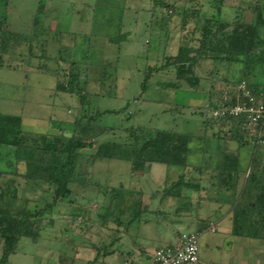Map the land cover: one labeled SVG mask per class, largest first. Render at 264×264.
<instances>
[{
	"label": "rangeland",
	"instance_id": "1",
	"mask_svg": "<svg viewBox=\"0 0 264 264\" xmlns=\"http://www.w3.org/2000/svg\"><path fill=\"white\" fill-rule=\"evenodd\" d=\"M162 2L168 6H162ZM242 2L0 0V19L6 20L4 36L11 39L4 49L5 56L0 66V113L21 117L22 130L57 134L62 128L65 135L71 133L79 105L75 96L54 90L58 77L54 72L62 74L67 71L73 60L82 73L87 71L85 89L91 95L86 109L92 115L97 114V124L116 130L139 126L172 129L189 133L193 138L186 157V164L191 169L187 170L160 164L132 166L119 160L98 161L88 170L90 181L85 186H72L69 198L58 202L51 213L41 220V239L35 242L21 239L8 264H86L94 257L95 250L92 248L98 246H104L103 251L106 252L113 250L117 257L125 260L124 264L136 263L138 250L133 249L131 240L140 244L145 224L140 221L126 226L131 218L126 208L134 200H139L141 208L146 209L141 215L143 218L161 223L167 221L162 219L165 216L161 218V214L156 215L160 206L154 200H161L163 192L180 175H184L185 180L190 179L191 183L195 182L193 178L197 179L200 175L193 167L206 165L210 161L215 163L218 152L222 153L224 148L230 150L234 143L212 137L218 128L203 127L206 113L202 107L208 89L213 88L217 92L224 86L223 81H236L241 75L240 66L229 72L226 65L214 67L209 60H199L195 74L202 82L194 88L197 91H188L187 86L183 85L177 90L166 88L167 84H178L175 76L155 73L150 79V87L141 95L144 69L147 65L161 64L164 56L174 55L180 45L188 44L195 27H200L206 19L227 21L230 30L233 27L231 22L239 20L238 10H241ZM209 4H220L225 8L217 16L214 7ZM170 9L173 14H170ZM249 10L252 23L257 13L260 14V33L264 39V0H253ZM198 13L204 16L199 18ZM192 44L197 45L196 42ZM245 70L246 81L264 82V66L250 64ZM103 72L107 77L105 81L100 78ZM124 135L121 131L118 136ZM102 139H111V133L108 132ZM215 145L219 148L218 152ZM242 148L251 149L249 146ZM11 153L12 149L0 147V169L9 167L6 161ZM13 166L17 168V174L3 175L1 185L2 188L6 187V193L16 188L17 197L10 198L9 192L0 199V204L8 202L12 207L36 209L44 207L45 201H51L46 184L32 186L21 176L25 171L24 164L16 163ZM241 166H244V161H241ZM14 167H10V170ZM164 176L173 181L163 183ZM119 184L135 191L123 197V204L119 208L112 207L110 188ZM181 192L192 194L189 206L181 200L175 206L171 205L169 211H162L169 218L175 217L173 220L178 223L187 222L189 215L195 214L191 213V206L200 194L186 187ZM115 218L120 225L114 222ZM156 226L152 225V231H145L148 236L150 233L151 237L156 235ZM175 227L180 228L181 233L190 231L188 226ZM228 239L229 236L219 231L203 233L198 241L199 256L224 258L221 251H215V246L228 248ZM129 253L132 258L128 256Z\"/></svg>",
	"mask_w": 264,
	"mask_h": 264
},
{
	"label": "trees",
	"instance_id": "2",
	"mask_svg": "<svg viewBox=\"0 0 264 264\" xmlns=\"http://www.w3.org/2000/svg\"><path fill=\"white\" fill-rule=\"evenodd\" d=\"M161 5L168 6L163 2ZM169 11L173 14L172 9ZM170 14L166 16L169 17ZM259 15L257 13L252 24L233 20L231 22L233 27L230 30H228L227 21L215 18L203 21L200 27H195L192 37L187 41L188 44L180 45L174 55L164 56L161 64L145 67L140 86L141 95L150 87V79L155 73H170L175 76L178 84H167L166 88L176 89L180 88V85L187 86L188 89L197 88L202 82L195 74L196 63L199 60H210L219 65H226L227 70H230L233 65L240 66L241 75L237 81L231 82L230 86L221 87L217 92L212 90L213 88H211L212 91H208L206 102L202 107L206 113L203 127L218 128L215 135L212 134L214 139L222 138L235 143L238 147L249 146L256 151L264 149L252 144L250 136L242 129L244 124L242 116H212L213 110L235 104L236 100L232 98L234 92L228 93V96L231 94L228 101L222 100V93L241 81L253 95L264 97V82L246 81L245 70L250 67V64L264 66V39L260 33ZM5 27L6 20L0 19V66L3 62L2 57L5 56L4 49L11 42L10 38L4 36ZM194 42L197 45H193ZM83 72L73 60L70 61L67 71L62 74L54 72L58 76L54 90L75 96L79 105L78 114L75 115L69 135H65L62 128L61 133L57 134L48 131L43 133L24 131L21 129V117L0 113V147L12 149V153L8 155L9 160L6 161L9 167L0 169V199L9 192L10 198L17 197L16 188L6 193L4 190L6 187L2 188L1 185L3 175L17 174V168L13 166L16 163L24 164L25 171L21 176L26 182L34 187L40 186L41 183L46 184L49 187L47 192L51 193V201H45L44 207L36 209H29L26 206L12 207L8 202L0 204V264H8L9 257L16 253L17 244L21 239H29L32 242L41 239V220L46 214L51 213V209L58 202L69 198L72 186H85L87 181H90L88 170L98 161L119 160L128 162L132 166L146 164L183 168L187 166L186 157L190 152L189 144L193 139L189 133L172 129H150L145 126L116 130L97 124V114L92 115L86 109L91 94L85 89L87 71ZM100 78L103 81L107 80L106 73L103 72ZM200 112L201 109H199ZM121 131L124 132L125 137L118 136ZM108 132L111 133V139H102ZM218 150L219 148L217 152ZM252 163L254 166L251 165ZM249 165L251 170L238 191L236 185L240 178L241 162L234 152L224 148L222 153L218 152V158L211 169L208 170L203 165L193 167V170L200 173V177L193 178L195 182L191 183L190 179L185 180L184 175H180V178L172 182L171 186L163 192V197H170L180 203L183 199L181 192L183 187L195 193L212 192L213 197L229 190L230 194L225 200L229 202L232 209L234 235L264 240V228H259L264 227V161L260 163L251 159ZM10 167L14 169L11 171ZM204 171H206L205 174H210L207 178V188L201 187L203 181L201 173ZM134 191L135 189L126 188L122 184L110 188L112 203L110 206L119 208L123 204V197L130 196ZM202 199V197L197 198V200ZM187 202L184 204L189 206ZM126 209L131 216L126 226L148 221L141 216L146 209L141 208L139 200H134ZM114 222L117 225L121 224L116 218ZM103 249H105L104 246L95 248V258L92 261L104 254L114 253L113 250L106 252Z\"/></svg>",
	"mask_w": 264,
	"mask_h": 264
},
{
	"label": "crops",
	"instance_id": "3",
	"mask_svg": "<svg viewBox=\"0 0 264 264\" xmlns=\"http://www.w3.org/2000/svg\"><path fill=\"white\" fill-rule=\"evenodd\" d=\"M242 1L243 2L241 3V10H238V11H240L239 20L245 24H251L252 23L251 19H249L251 16L249 8H251L253 6V0H242ZM226 5L231 7L230 4H226ZM210 6L214 7V9L216 10L217 16H220L219 13H221L225 8V7L223 8L220 4H218V5H212L211 4ZM206 10H207V8H206ZM203 13H198L199 18H200V16H204ZM217 16H215V17H217ZM236 17H237V15H236ZM187 23L189 24V22H187ZM205 61H207V60H205ZM211 63H212V65L213 64L215 65L214 67L219 66V64H217V63H213V62H211ZM231 69L237 70L239 68H238V66L233 65V67ZM231 69L229 72H231ZM229 72H227V73H229ZM240 74H241V72H240ZM203 81L205 82L206 79ZM209 82L214 84L213 81L212 82L209 81ZM223 82H224V87L227 85L230 86L229 84H231V81H229L228 79L223 81ZM232 82H235V81H232ZM182 87H184V86H182ZM177 89L178 88H176L175 90H177ZM210 89H208L206 93H208V91ZM191 90H194V89H190V88L188 89V91H191ZM194 91H197V90H194ZM206 95H208V94H206ZM215 146H216V151H217L218 146L217 145H215ZM230 150L232 152H234L239 157L240 162L244 161V166L241 167L240 178H239V181L236 185L237 190L239 191L240 190L239 188L242 186L243 181L246 179L249 171L251 170L250 169L251 165L254 166V163H255V161H254V163L249 165V162L251 161V159H255L256 162L262 163L264 161V149L261 148L257 151L253 150V149L247 150V149H244L242 147H238L234 143V144H232V146H230ZM250 151H251V153H250ZM214 164L215 163H212V161H210V163H207L206 165H203V166H206V169L209 170L213 167ZM183 169L187 170V169H191V168H190V166L187 165ZM197 173L200 174L198 171H197ZM205 173H206V171L201 173L202 174L201 176L203 178V181L201 183V187H203V188L208 187L207 178L210 175L209 173L208 174H205ZM171 181H173V180L164 176L162 182L168 183ZM205 192H207V191H200L199 192L200 194L197 197L193 194L194 197H196V201H195V204H192V206H191V209H192L191 213H195V214L189 215V217L187 218L188 223L187 222L178 223V222L173 220L175 217L169 218L168 216H166L165 213L162 212L164 210L169 211L171 205L175 206V204L178 203L175 199H172L170 197H166V198L163 197L161 200H160V198L158 200H154V201H157V205L160 206L157 210L156 215L161 214V218H162V216H165V218H162V219L167 220V221H164L163 223L158 222L157 220L153 221L150 219L148 221H142V223L145 225L143 226L144 233H143V235L141 234V239L139 240L140 244L138 245L137 244L138 242L135 243L134 240H131V242H133V249L138 250L137 256L135 259V262H136L135 264H147L151 258L152 252L154 251V249L157 246L174 243L176 241L178 235L182 232V231H180V228H178L179 230L176 229V227H175L176 225H177V227L188 226L189 230H190L188 232L197 231L199 233V238L201 237V235L203 233H216L217 231L221 232V234H223L224 236L227 235L230 237V240L228 239V241L226 242L228 248H226V249H224V247L221 248L220 245L215 246V251H217V252L221 251L224 258L221 259V258L216 257L214 259H211L213 257L209 258L207 256H199V263L198 264H264V240L251 239V238L244 237V236L234 235V233H233L232 209H230L229 202L225 200V198H227L228 194H230V191L227 190V191H224L223 194L222 193L217 194V197H213L212 192H208V193H205ZM210 194H211V196H210ZM182 196H183L182 200L184 202L189 201V199H187L186 197H188V198L193 197L192 194H188L187 192L186 193L183 192ZM199 197H202L203 199L197 200V198H199ZM154 201H153V205H154ZM209 202L212 204H209ZM151 211L153 212V210H151ZM173 216H175V213ZM156 224H157L156 235L151 237L152 233H150V235L148 236L145 231H147V230L152 231V225H156ZM161 227H163V228H161ZM259 228H264V227L260 226ZM211 229H213V231H211ZM224 245H225V243H224ZM148 246H151V248ZM95 248L96 247H93L92 249L95 250ZM115 255H116V253H112L111 255L109 254V255L99 256L95 261H92L95 258V253H94V257L91 260H88L86 262V264H124L125 263V260L122 257H117V255L116 256ZM128 256L130 257L131 254L129 253ZM147 256H149V258H146ZM77 257H78V255H76V258ZM130 258H132V257H130ZM131 264H134V263H131Z\"/></svg>",
	"mask_w": 264,
	"mask_h": 264
},
{
	"label": "built area",
	"instance_id": "4",
	"mask_svg": "<svg viewBox=\"0 0 264 264\" xmlns=\"http://www.w3.org/2000/svg\"><path fill=\"white\" fill-rule=\"evenodd\" d=\"M229 92H234L235 104L213 110L212 116H242V129L250 136L252 144L264 147V97L253 95L243 81L225 90L222 100L228 101ZM198 241V232L180 233L174 243L157 246L147 264H198Z\"/></svg>",
	"mask_w": 264,
	"mask_h": 264
}]
</instances>
